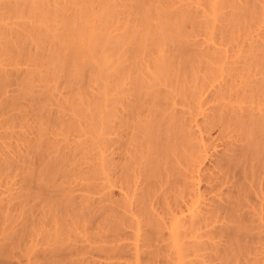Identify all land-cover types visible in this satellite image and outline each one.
Returning a JSON list of instances; mask_svg holds the SVG:
<instances>
[{
  "label": "rangeland",
  "instance_id": "obj_1",
  "mask_svg": "<svg viewBox=\"0 0 264 264\" xmlns=\"http://www.w3.org/2000/svg\"><path fill=\"white\" fill-rule=\"evenodd\" d=\"M205 1H208L206 6H205ZM205 1H203V0H92V1H90V0H84V1L83 0H0V44H1L0 45V76H2L1 78H4L3 75H5L6 79L5 78L4 79L9 82V83L6 82L7 83V85H6L7 89H5V90H6L7 94L5 97H7V100H6L7 103L10 102V105H11V101H12V104H13V105H11L12 107H9L10 111H8V113L11 112V114L10 113H9V115L7 114V118L11 119V120L10 119L8 120L10 122V123H8L9 137L14 136V137L9 138L11 141L8 140L9 141V147L12 146L11 148H9V155L11 154L10 156L13 159H11L10 156L8 159H9V163H11V164L16 161L15 162L16 166H15V164H12V165L9 164L11 167H14V169L12 171L14 172V174L16 173L15 175H17L20 172V169H22V171L20 172L22 174L19 173L20 175L18 174L15 177H12V176H14L13 172L10 173V171H9V173H7L8 175H6V176H9V174L11 175L10 177H8L9 179L4 174L6 171L8 172V170H6L4 172L2 171L4 176H2V174H1L2 172L0 173V175L2 176V177L0 176L1 177L0 178V180H1L0 181V186H1L0 187V193H2V195H4L5 191L13 188L12 184L13 185L15 184L14 189H17L19 187L20 182H18V181H20L19 179H22L23 177H25L27 175V170H25V169L32 160H33L32 161L33 163L35 161L38 162V163L36 162V166H37V164L42 166L44 164V162L46 164V160L50 157L51 154H52L51 158H49L47 161L59 159V158H61V157H59V155L61 156V155L66 154L64 156V157H66L65 158L66 160H64V161H67V163L64 162V164L66 166H68L67 164L70 163V160L68 161V159H70V157L72 156L71 153H73L75 155V157H74L75 160L72 159V157L74 156L73 155L71 157V163L69 165L72 166V169H74L72 173L74 175H76V177L74 176L75 177L73 179L74 183H72V185L75 184L76 180L77 181L80 180V183L76 181L77 185L79 184V186L76 188L78 193H77V191L73 193V195L75 197L78 196V198H76V200L81 201V199H82V201L84 203L85 198H88V199L90 198L88 202L90 203V200L92 199V200H94L95 205H97L98 204L97 200L99 202H101V199L104 198V196H106L105 199H107V200L103 201V199H102V201L104 203L101 202V204L106 203L105 205L109 206V208H106L104 205H102L106 208V211H105V208H102V206H100V207L98 206L99 208L97 210L96 209L95 210L100 211V208H102L105 213L106 212L108 213L109 211H107V209H110V208L112 210L115 209V207H114L115 205L114 206L111 205V204L115 203L117 205L116 209L114 211H112L111 214L113 216L115 215V217H116L117 214L119 215L120 213H122V215H124L128 219V221H129V222H127L128 229L126 230L125 226H123L124 228H122V226H121V230L123 229L127 234L130 233V234H128L129 238L131 237L130 235H132L131 239L134 240L133 236L135 234H137V222L140 220V219H138L139 217L142 216V218H143V215L145 216V214H146V216H145L146 218H143V219L146 220L147 218H149V220L147 219L149 221V222H146L147 224L150 223V219L152 220V218L150 217L151 215L149 216V214H152L153 217L154 216L157 218L159 217L160 219L162 217L163 220L165 218H167L168 215L170 214V212L167 211V212H169L166 215L167 217H165V215L164 216L161 215L160 214L161 212L159 213V210H160L159 208H161V207H158L157 204L159 203L160 197L167 196L168 199L165 200V198H164L165 201L163 200L164 202H162V203H164V205L167 207L170 206V203H171V207H172L173 203H174V205H176L175 202L177 203V201H179V199L177 201H175L177 199L176 196L179 198V195L180 196L183 195V194H179L178 191L175 192L173 190L175 188H176V190H178L177 187L168 190V192L166 193L165 196H163L164 193L161 192L162 190H158L162 194H160V192L157 191L159 193L160 197L158 195H155L153 201L155 200V198H157L158 202H157V199H156V201H154V202H157V204L154 202H150L151 204L152 203H154V204H152L153 205L152 209H150L151 211L149 212V210H147L148 208L145 209V207L144 208L141 207V205H143L144 203L140 204L141 202H138V200L135 198V197H137V198L141 197V194L143 193V189H141L142 183L139 184V182H142V181L139 180V182H136V183H135V181H132V184H134L135 187H137V186L139 187L137 189V188H134L133 185H131L135 189V191L139 190V191H137V193L134 192V189L132 190L133 194L134 193L137 194V196L133 197L134 199L130 196L133 194L130 193L129 191H127L131 186L130 187H129V185L124 186V190H121L119 183H117L115 181L117 176L121 175V174L119 175V173L121 171H116V172H119L117 174H114V172L116 169L120 170V168H118L117 166L121 165L123 163L122 161L125 160L127 154L129 153L128 147L130 146L131 143H129V146L127 147L126 145H128L127 144L128 141L129 142L133 141L132 142V144H133L135 141L132 139L133 137H131V136H134L132 134L135 133V135H137L136 132H138V133L142 132V130L139 132V131H136V129H134V127H135L134 125L136 124L135 120H137L136 126L138 125L139 128H140V125H141V128H143V126H142L143 122L141 123L140 121L144 120V123L146 121L147 126L149 125V122L151 123V122L155 121L156 118L151 119V118H154L155 116L150 117V115H147L148 110L150 111V109H151V111L152 110H153V112L155 111L153 108V106H154L153 102H155L154 107L160 106V108L159 107L155 108L157 110L160 109L158 112H156V113H158L157 115H161L163 113V115L170 116L169 114H171V112H172V115L177 114V116L181 120L178 117L175 118L176 116L173 115L174 116L173 117L171 115L172 118L177 119L176 122H174V124L177 123V125L180 124V126H182L181 123H183V125L186 128L187 127L189 128V129H187L189 131H186V128L182 127V128H185V129H183L184 131H179L180 130V128H179L180 126H179L178 127L179 130L176 129L179 136L181 135L180 133H182L183 136L186 133L188 136V133H189L190 134L189 136H191V133H193V135H194L195 134L194 132H197L198 135H197V133L195 135H197V137H198L199 132H198V128L196 127V122L194 119L196 118L199 121V124H203L204 117L202 115H200V116L198 115L199 118H197L198 116L193 117L194 114L197 115L196 113H194L195 110H193V113H191L192 109L196 108V106H197L196 102L198 100H201V99H198L196 102H194L196 100V98L199 97L198 94L201 93L200 96H202V100H204L207 97V95H209V94L211 95V96L209 95L210 96V102L208 101V103H211V104L207 105L208 104L207 103L206 105L208 107L205 106L207 108L206 113L210 114V115H212V114L216 115L215 112L218 114L221 113V110H222L221 108L225 105H227V107L225 108L226 110L225 109H224V111L222 110V113L225 111H228L227 109H230V107L232 106L233 100L235 98H237V96L234 95L235 97H233L231 95L234 92L240 93L243 90L244 91L247 90L245 94H249L250 98H251V96L253 95V94L252 95L250 94L251 89L257 90L258 88L261 87L260 89H263V91H264V84H262V82L261 83L259 82L261 80L262 81L264 80V60H263L264 59V11H263L264 0H259V1L255 0L256 3H254L255 4L254 6H256V7H254L252 5L253 3L251 4L254 7V8L252 7V9L254 11L251 9V7H250L251 5L249 4L250 5L248 8L249 11L242 12V13L246 14L245 16L237 15V13H240V11L239 12L232 11L233 6H232V8H230V7L227 8V5L228 6H229V4L233 5L231 1H228L229 4H225V6L223 3L222 8L226 7V9L225 8L221 9V7H219L220 12L219 11H211L210 7L208 6V5H210L209 0H205ZM248 1H250L249 3H251V1L253 2L254 0H248ZM85 2H88V4L89 3L92 4V2H93V4L92 5L91 4H89V5L84 4ZM211 2H214V1L211 0ZM244 2H245V0H244ZM242 3L240 2V4H242ZM145 5H146V7L148 6L149 10H151L150 15H151V19H152V21H151L152 22V26H151L152 27V33H151L150 37L148 38L147 42L145 43L143 55H141L140 57L134 58L132 56V54L134 53V51H136L138 44H137V42H135V40L133 38H130V37H133V33L135 31H136L135 33H137V32H140L139 30L142 29V27H141L142 13H140V10L142 11V6H145ZM88 7L93 12H90ZM138 7H139V9H138ZM150 7H151V9H150ZM250 9H251V11H250ZM109 10H111V11H109ZM206 10H208V11H206ZM209 11L211 14L209 13ZM93 13H95V14H93ZM92 15H95V16H92ZM181 16L182 17L184 16V17L182 18ZM190 16H193L192 17L193 19L189 18ZM92 17H94V18H92ZM178 18L180 20H178ZM181 19H183V20H181ZM182 21L184 22V24L182 23ZM69 22H70V25H68ZM177 23H179V24H177ZM175 24L177 25L176 27H178V29H179V26L180 25L182 26V24H183V26L182 27L180 26V27H181L182 31L184 32V33L182 32V34H185L186 37H184L182 35H178V33H179L178 29L176 30L177 32L174 29L171 31L172 27L174 28ZM68 26H71L70 28H72V30L73 29H81L82 27L84 30L85 29L89 30L92 27L91 29H93V30L90 29L91 32H90V30L88 31V36H89V34L92 35L93 33H96L95 35H99V33L101 34V31H100L101 29L105 30L104 32H102V34L105 33V35L107 36V43L104 42L105 46L103 44L101 49H99V53L96 57L89 55L90 58H87V59L84 58V60L81 62L82 64L79 63L82 65V67H79L81 65L76 66L77 64L75 65V63H72V61H69L66 58L68 53H69L68 48H70V46H67L66 38L69 36L68 34H70L72 31V30L70 31V28ZM99 28H100V30H99ZM206 28H207V30H206ZM232 29L234 30L232 32V35L235 32L233 36L229 35L230 32L232 31ZM66 30L69 31L70 33L67 32ZM95 30H96V32H95ZM226 30H228L229 32H226ZM85 31H87V30H85ZM225 33H229V34H225ZM66 35H68V36H66ZM87 37L84 38V40L87 43L85 41H83V42L81 41L80 45L83 48L89 49L88 47L91 45L89 43L91 39L88 40ZM127 39H129V40L127 41ZM181 41L185 42L184 44H185V47L187 46L185 48V49H187V52H185L186 50H184V48H183L184 46L182 45ZM180 42H181V44H180ZM7 43L9 44L8 50H9V52L11 51V53L13 51V53H12L13 55L11 53L9 54V52H8L9 55L7 54L6 56H3L1 50L4 48L5 45L6 46L8 45ZM116 43H118V45H116ZM88 44H89V46H88ZM181 45L183 47H181ZM118 46L120 47V49H118ZM178 48H179V50L182 49L180 51L184 50V52H185L184 55L183 54L179 55L181 52L178 51ZM22 49H23V51H22ZM15 51H17L15 55L17 56V54H18L19 56L14 57ZM130 52H132V53L130 54ZM23 53H24V55H23ZM216 53H218V55ZM185 54L188 55L189 59L187 58V56H186L187 59L185 58ZM181 56L184 57V60L186 59L189 61L188 64H191L190 63V59H191L194 62V63L192 62L193 66H192V64H191V67L187 65L190 70H188L187 69L188 67H187L184 70V72H186V74H184V75H183V72L181 73V71H180L181 68H179L178 71H180V74H178V75L182 74L183 76H181V77L179 76V77L180 78L183 77V78L182 79L179 78L178 80H175L176 82L174 83V85H172L173 87L168 83L170 85V87H172V88H169V85L166 84V82H165V84L161 83L164 80L161 81V79H162L161 77L159 79V75H158L159 69L157 70V68L158 67L160 68L161 67L160 65H162L163 62L165 63L167 61L169 64H171L170 66H167V67L173 66L172 68H168V71H169V69L173 70L170 72L171 73L176 72V76H177L178 72L176 71V69H178V66H176V65L178 64V62H177V64L175 63V61H176L175 57H176V59H178V57L181 58ZM18 57H20V58H18ZM87 57H88V55H87ZM97 57H98L99 61H98ZM20 59H21V61H18ZM34 59H35V61H34ZM101 59H102V61H100ZM170 59L171 60L174 59L175 65H173L174 63L171 62ZM182 59L183 58H181V60ZM259 59H262V61H263L262 64L260 62H257V61H259ZM181 60H180V62H181ZM183 62H185V61H183ZM183 62H181V63H183ZM256 62L258 64L260 63L262 66L260 64L258 66L255 65V64H257ZM168 63H165V65L163 64L164 67L166 66V64L168 65ZM183 64L180 65V63H179V66L184 67L185 64L184 65ZM163 65H162V68H163ZM217 66H219V67H217ZM175 67H177V68H175ZM192 67H194V68H192ZM205 67H206V69H205ZM209 67L211 69L212 68L213 69L211 70V69H209ZM182 71H183V68H182ZM3 72L5 74H3ZM215 73H217V74H215ZM156 74H157V76H156ZM173 74H171V75H173ZM214 75H216V76H214ZM202 78H203V82H202ZM25 85H26V88L23 87ZM28 85L31 87H29ZM257 86H258V88L256 89ZM202 87H204V88L206 87L205 88L206 91ZM228 87H229V90L227 89ZM23 88L26 90H23ZM219 88L222 91L224 90V92L221 91V93H219L220 92ZM230 88L232 90H234V92H232V90H231L232 93L229 92V93H227V95L228 94L231 95L234 99L231 98V96H229L230 97L229 98V97H227L226 94H224V96H226V99H225L224 96L222 95V93L230 91ZM199 89L201 91L204 89L205 93L207 94V95L205 94L206 97L203 96L204 93L202 94V92H200ZM207 89H209L210 91L208 92ZM28 90H31V91L29 92ZM217 90H218V93H217ZM160 91L162 94L164 92L165 93L168 92V95H167L168 97H169L170 93L172 94V96H171L172 100H170V99H169L170 101L167 100L171 104L170 106L168 105L169 104L168 102H166L163 98H161V99H163L164 103H166V104L168 103L167 105L163 104L166 107L168 106V108L170 109V110H168V114L166 112L167 108L165 107L166 109H164L161 106L162 105L161 103H163L161 101V99L159 101L158 98L156 97L157 99L153 100V98L155 99V96H153V95H155L156 93L159 94ZM211 91H213V93H211ZM249 91H250V93H248ZM25 92L28 93L29 95L28 94L26 95ZM237 93H235V94L238 95ZM19 94L22 95V96H20V98H19ZM218 94L221 95V97L220 96L219 97L223 98V100L218 99L219 98V97H217ZM240 94L242 95V93H240ZM241 95H239V97L241 98V100H240V98H239V100L244 101V103L243 102H242L243 104L236 103L238 105L234 104V107L236 106V108L239 109V107H237V106H240V104H241L242 108L243 107L248 108L250 105L251 106L254 105L253 107L256 110H259L260 108H263L262 110H264V105H261L262 103H264V99H262L264 96L263 92H262L263 96L261 97L263 102L260 99V101H261L260 104L256 103L259 101L256 98H255V100L248 98L249 101L251 100L249 102L248 99H246L247 97L245 98L246 99L245 100V99H242V97L244 95L242 97H241ZM249 95H246V96L249 97ZM156 96H158V95H156ZM212 96H214V97H212ZM159 97H161V96H159ZM211 97H212V99H211ZM216 97L219 101H216L217 100ZM2 98H3V96H2ZM14 99H17L19 101L15 100V104H14V101H13ZM137 99H138V102H141V101H139L141 99L142 100L145 99L144 100L145 101V109H144V105L142 107L143 111L141 110L142 108L140 106H137V107L141 108V109L138 108V110L141 112L139 113L137 111L136 115L139 114L138 116L142 120L138 119L139 117H135L136 115L134 114V117L136 119L134 118V121H133V118L131 119V117L133 115H131V114L135 113V111H136L135 109L137 107H134V106L136 105L135 103L137 102L136 101ZM2 100L0 98L1 102H2ZM35 100H37V101H35ZM152 100H153V102H152ZM252 100L255 101V103L257 104V106H258L257 108H255L256 104L252 105ZM144 101H142L141 103H144ZM156 101H157V103L159 101V103L161 105H159V103L157 104ZM215 101H216V103H215ZM246 101H247V103H246ZM1 102H0V104H2ZM39 102H41V103H39ZM42 102H43V104H42ZM213 102H214V104H213ZM37 105L42 106V107L40 106L42 109L41 112L43 111L42 113L38 110L40 107L37 109ZM213 105H216L218 107L219 111L216 110L217 107H215ZM259 105H261V107ZM219 106H221V107H219ZM133 107L135 109H132ZM211 107L215 108V109L213 108L214 112L211 111V109H212ZM234 107L233 108L231 107V108L234 109ZM9 108H8V110H9ZM34 108H35V110H34ZM36 109L39 111V113H38V111H36ZM248 109H250V108H248ZM230 110L228 112L233 111V110L232 111H230ZM34 111H36V112H34ZM236 111H238V110L236 109ZM260 111H261V109H260ZM153 112H151V113H153ZM156 113L154 112L153 114L155 115ZM258 113L260 114V112H258ZM258 113H257V116H259ZM33 114H34V116H33ZM40 114H42V116L44 115L43 117H46V120H45V118H43L44 120H42V118H41L42 116ZM248 114L250 115V112ZM248 114L246 111V114H245L246 117ZM254 114L256 116V112H254ZM157 115H156V117H157ZM232 115H234V114H232ZM249 115H248V117H249ZM38 116H40V117H38ZM13 117L15 118V120ZM129 117L131 120H129ZM145 117L146 118L148 117V118L146 119ZM39 118H41V119H39ZM50 118H51L52 123H54L53 122L54 119H55V121L57 119V121L55 123L59 124L58 121L62 120V122H60V124L61 123L63 124L64 122H65L64 123L65 125L67 124L64 127L61 125V127H63L62 130L63 129L66 130L65 132H63L64 134L62 132H60V125L58 126V124L56 125L54 123L57 127L53 126V128L56 127L55 129H57L58 133L56 132L55 129L51 128L52 126L49 128L50 125H53V124H50V125L48 124L49 120H47V119H50ZM178 119L180 120V123H178ZM248 119H250V118H248ZM254 119H256V118H254ZM186 120H187V122H186ZM188 120H189V122H188ZM38 121L40 124H38ZM46 121H48V122L45 123ZM138 122H140L141 124L139 125ZM44 123H45V126L47 124L46 127L48 129L44 126ZM122 123H124L123 124L124 126L122 125L124 128L121 129L119 127H121ZM127 123H129V128H127L128 126L127 127L125 126ZM36 125H37V127H36ZM39 125L40 126L43 125L40 129L42 130L43 133L46 134L45 135L46 139L43 136L44 134L39 133V132H41V130H38L40 127ZM68 125L70 127H72V128H70V130L66 129V128H69V127H67ZM177 125L175 124L174 126L176 127ZM114 126H115V128H114ZM117 127L119 128V130H117L118 129ZM144 128H146V127L144 126ZM233 128L234 127H230L229 130H233ZM49 129H52V130L49 131ZM112 129L116 130V132L113 131ZM195 129H197V131H195ZM37 130L39 132H37ZM132 130H135L136 132H134ZM117 131H119V133ZM122 131H124V132H122ZM185 131H186V133H185ZM190 131H192V132L190 133ZM238 131H240V130H238ZM1 132H2V130H0V133ZM55 132L57 134L61 133V135H55ZM219 132L221 133L224 131H221L218 128H214V130H212L210 132L212 139L214 138V140H215V138H217L218 135L220 136ZM226 132H230V131H226ZM233 132H235V131H233ZM36 133H37V135L39 133L41 136H43V137H40V139L38 137V139L40 140V141L39 140L38 141L41 142V144L43 142L44 144L46 143V145H47L49 142L48 148L53 147L51 149V151L49 150L50 148L46 152H45V150H43L44 148L47 147L46 145L42 144V146H44L43 149H42V146H39L41 144H38V141L36 139L37 138ZM112 133H117L116 135H118V136L114 137L115 134H112ZM143 133H144V131H143ZM145 133H146V131H145ZM236 133H237V131H236ZM236 133H234V134H236ZM243 133L244 132L242 131V134ZM234 134L232 133L231 135H234ZM21 135H23V136H21ZM112 135H114V136H112ZM144 135L145 134H143V136ZM143 136H141V137H143ZM117 137H118L119 141H118ZM120 137H121V139H120ZM238 137H239V135H237L236 138L234 137L233 140L241 138V137L240 138H238ZM42 138H43V140L41 141ZM115 138L117 139V141H114ZM194 138H196V137H194ZM205 138H206V136H205ZM208 138L209 137H207L206 140L214 141V140L208 139ZM47 139H49L50 141ZM107 139L108 140L113 139L112 141L110 140L112 142L111 143L112 145L114 144V142H115V144H118V142H119V144L122 143L121 145L118 144L119 147L126 144L125 145L126 147L123 146L124 148L123 147L121 148L122 149L121 151L125 155V157L123 156V158H121V156L123 154L120 155V158H119V156L116 157L117 156L116 153H118L120 148L118 147L119 149L116 150L117 152H115V155H116L115 156L113 151H112V150H115V147H112V145L110 146V145L106 144L105 141H107ZM126 139L128 140L127 142H126ZM191 139H192V137H191ZM244 139H245V137H244ZM52 140H53V142H52ZM54 140L57 141L58 143L56 144L54 142ZM138 140H139V138H138ZM192 140H194V139H192ZM196 140H197L196 142L199 141V139H196ZM46 141H48V142H46ZM110 141H107V143L108 142L110 143ZM211 141H209V142L211 143ZM217 141H216V145H220L219 140H217ZM229 141H231V140H229ZM242 141L238 140V144L240 142L243 143ZM0 142H1V140H0ZM82 142H83V145H82ZM84 142H85V144L88 142L89 143L85 145ZM92 142L95 143V145ZM196 142L195 141L191 142V140L189 138L190 146H193V147H191V149L192 150L194 149L195 151L193 152L190 149V147H189V149L191 151H188V149H185V147H183V149H182L183 152H184V149L186 151L184 155L187 154V151L193 152V153L197 152L196 150H197L198 145L196 144ZM10 143H12V144H10ZM80 143H81V145H80ZM139 143H140V140H139ZM194 143L196 144V146L192 145ZM241 143L239 144L240 146L242 145ZM245 143H246V141L244 142V144ZM91 144H93V145H91ZM238 144H236V146ZM50 145H52V146H50ZM139 145H141V144H138L137 150L141 151L140 149L142 147L140 148ZM113 146H116V145H113ZM134 146L137 147L135 144H134ZM55 147H57V149ZM109 147L113 148L112 150L109 149L112 151L110 153H112L113 155L110 153H107V156L103 157L104 155H102V154L104 153L105 150H106V152L107 151L109 152V150L107 149ZM131 147H133V146H130V148ZM135 147H133L132 149H136ZM27 148H30V149H27ZM84 148H85V150H84ZM10 149H11V151H10ZM63 149L65 151H63ZM87 149L89 150V152L87 151ZM123 149H126L127 152H124ZM132 149H130V150L132 151V153L134 155V152L135 151L137 152V150L134 151ZM57 150H58V152H57ZM182 150L180 149V151H182ZM49 151H50V153L48 154L47 152H49ZM86 151L88 154L86 153ZM214 151L215 152L217 151L219 155H222V153L225 152L222 147L216 148ZM214 151H211V152L215 153ZM106 152H105V154H106ZM46 153L49 156L46 155ZM132 153H130V154L132 155ZM178 153H179V151H178ZM178 153H177V157L175 156L177 161L179 160L178 158L182 155L180 153L181 155L179 156ZM27 154H29V156L30 155L32 156V157H30L31 159L29 158L31 160L30 162H27V161H29V159H27V161L25 162V159L28 158V157H26V156H28ZM69 154H71V155H70V157L67 158V156ZM130 154H128V155L131 156ZM196 154H198V153H195V155ZM15 155H17V156H15ZM137 155H138V153H137ZM189 155L190 154H188V156ZM191 155H192V153H191ZM191 155H190V157H191ZM195 155H193V156H195ZM18 156H20V157H18ZM43 156L44 157L46 156L48 158L46 159V157H45L44 158L45 161L43 163H39V162L43 161V160L40 161V158L42 159ZM108 156H110V159H108ZM112 156H115V158ZM84 157H86V159H84ZM101 157L104 158L103 161H106L105 163L101 160ZM106 157H107V159H106ZM195 157H197V156H195ZM32 158H34V159H32ZM175 158H174V160H175ZM0 159H1V155H0ZM81 159H83L85 161H82ZM87 159H88V161H86ZM151 159H154L153 156ZM212 159H214V158H212ZM218 159L219 158L216 156L214 160H218ZM107 161H111L112 163L111 162L108 163ZM177 161L175 160V162H177ZM143 162L144 161L142 160V163ZM148 162H147V164H148ZM102 163L103 164L108 163V164H106V166H104ZM110 163L113 164L114 166L116 163V166L114 167ZM145 164H146V161H145ZM145 164L143 163L141 165L144 166ZM65 165H64V167H65ZM141 165H139V166L142 167ZM10 166H9V168H11ZM38 166H37V168H39ZM70 166H68V169L72 171ZM139 166H136L135 169H136V171L138 170L140 172V170L143 168H140ZM145 166H147V165H145ZM176 166H178V165H176ZM17 167H20V169H17ZM255 167H257V166H255ZM89 168H91V169H89ZM114 168H115V170H113ZM203 168H204L203 171L205 170L206 171L205 174H207V175H209L210 172H213V164H211L210 161L208 162V160L205 161V165H203ZM65 169H66V167H65ZM82 169L84 171H86L85 173H88V170L91 171V172H89V177L93 176L91 180L89 179L87 181V179H88L87 177H85V179L87 178L86 180L84 179V177H82V175H83V174L81 175ZM14 170H17V171L15 172ZM207 170H208V172H207ZM262 170L264 171V168ZM136 171H135V173L138 174L139 172L137 173ZM188 172L189 171H186V173L189 175L190 173H188ZM111 173H112V175H116L115 176L116 178H114L111 175ZM136 174H135V176H136ZM109 175H111V177ZM19 176H22V177L18 178ZM83 176H85V175H83ZM137 177H140L141 180H143V178L141 176H137ZM5 179H6V182H8L10 185L9 184L6 185ZM138 179H137V181H138ZM84 180H85V182H88V183L86 184L84 182ZM189 181H191V180H189ZM112 182L116 183L118 186L117 187H111ZM83 183H85V184H83ZM95 183H97V184H95ZM103 183H105V185ZM16 184H17V187H16ZM80 184H83L84 186L80 185ZM88 184L89 185L92 184L93 188L98 187L99 190L97 191V188H94V190L95 189L96 190L93 191V188L91 187V185H90V187L92 189L91 188L89 189ZM102 184L104 186H100ZM85 185L88 186L89 190L85 191ZM97 185H99L100 187ZM139 185H141V186H139ZM74 186L76 187V184ZM74 186H72V187H74ZM80 186L84 187V189ZM105 186L106 187L108 186L106 189L108 191L107 193L111 192V196L113 199V200H111V198H110L111 204H109V202H107L109 200L108 196H110V195L109 194L106 195L105 190L100 191V188L102 187L104 189ZM79 187L81 188V190L83 189V191L88 193V195L87 194L85 195L86 197L85 196L82 197V195H84L85 192L79 191L80 190ZM132 187H131V189H132ZM143 187L144 186H142V188ZM165 188H167V186L164 187L163 189L165 190ZM125 189H126V191H125ZM190 189L192 190L193 187H191ZM194 189H196V188L194 187ZM49 191H51V189ZM92 191H93V193H95L97 191L98 195H94L93 193H90ZM104 191H105V193H104ZM99 192H100V195H99ZM101 192H103V195H104V196L102 195L103 196L102 198H101ZM173 192H175V194L178 193L179 195L176 194V196H175V194ZM193 192H195V190H193ZM139 193H140V195H139ZM8 194L9 193H7V192L4 196H2L0 194V198H1V196L4 198ZM80 195H81V199H80ZM127 195H129L130 198H132L130 203L128 202V200H126ZM184 196H185V194H184ZM189 197H190V199H192L191 196H189ZM189 197H187V199ZM208 197L209 196H207V198ZM210 197H212V195H210ZM99 198H101V199L99 200ZM181 198H182V196H181ZM162 199L163 198H161L160 200L162 201ZM76 200L74 199L75 202H76ZM167 200L170 201V202H168L169 203L168 205H167ZM112 201H115V202L113 203ZM181 201H183V199ZM188 201H189V199H188ZM71 202H73V201H71ZM148 202H149V200H148ZM165 202H166V204H165ZM93 203L90 205L93 206L94 205ZM128 203L130 204L131 209H130ZM145 203H147V202H145ZM162 203H159V204H161V206H162ZM180 203H182V202H180ZM70 204H73L75 206L72 208L83 207L82 203H78V202H77V204L74 202L70 203ZM133 204H135L137 206L140 205L141 208H138ZM149 204L147 203L146 205H149ZM98 205H100V204H98ZM154 205H155V207H154ZM147 207H149V206H147ZM156 207L158 208V213H159L158 215H160L161 217L157 216V214H156L157 212L153 214V210L155 212ZM163 207L164 206H162V208ZM174 207H176V206H173V209H174ZM181 207L183 209L186 208L184 204ZM165 208H163V210ZM177 208H180V207L177 206ZM93 209L91 208V210H93ZM119 209H120V211H119ZM173 209H172V211H174L176 213L177 210L176 209L173 210ZM80 210H82V208L81 209L79 208L78 212ZM133 210H136V211H133ZM167 210H170V209L167 208ZM71 211L73 213L74 212L78 213V212H76L77 210L75 211V209H74V211L73 210H71ZM96 211L93 210L92 212H94V213H92V214H95L96 218H97V216L99 217V213H96ZM103 211L101 212L102 214H103ZM145 211H146V213H145ZM88 212H90V211H87V213ZM134 212H138V213H134ZM174 212L173 213L171 212V214H170L171 216H169L170 218L172 217L173 214H175ZM101 213H100V216H102ZM105 213L103 215L106 218H103V220L107 219V217L109 216V215L106 216L107 213L106 214ZM163 213L165 214L166 210H164V212H162V214ZM138 214H142V215L139 216ZM155 217L153 219H155V221L160 222V224H161L162 220H159V218L156 220ZM163 217H165V218H163ZM69 218L71 219V217H69ZM112 218L116 219V218L111 216L110 217L111 221L110 220H108V221L106 220V221L108 223L110 222L111 224H113ZM66 219H68V218H66ZM70 219L68 221H70ZM101 219H102V217L98 218V220H100L99 221L100 223L103 221ZM168 220L166 219V222ZM170 220L168 221L169 223L171 222ZM99 222L95 223V225H93V226H90V227L87 226L86 228H83L82 225H81V227H80V225H77V227L79 226L78 229L79 228L81 229L80 231L78 230V233H76L77 230H75L77 227L74 229L71 228L72 231H74V233L76 235V236H74V233L72 232L73 233V235H71L72 239H74V237H77V234H78L79 238H80V235H81V237H83L84 234L86 236H88L89 233H90V236L92 235L93 238H95L94 236H96L95 233L100 232L101 234H104L102 232L103 231L105 232V230L108 229L106 227L107 223H104L106 228L102 227V230H101V226H100ZM143 222L145 223L144 220H143ZM144 223H143V228L140 231L141 235H144V232L146 233V231H150V229H151V227L148 226L150 224H148L147 226H144L146 224V223L145 224ZM104 224H103V226H104ZM114 224H115V222H114ZM162 224H163V221H162ZM8 225H10V221H8L6 226H8ZM109 226H111V225L109 224ZM141 226L142 225L140 224V227ZM11 227L12 228L15 227V224L12 225ZM162 227H163L162 228L163 230L165 229V231H164L165 233L163 232V230L160 227V229L158 231L159 234H157V237L160 234H162L163 237L159 236L160 240L165 239L168 241L167 242L164 241L165 242L164 243V242H162L163 241L162 240L161 241L162 245H163V243L166 244L165 246H162V245H160L161 242H159L157 239L159 244L156 243V244H158V246H157L158 248L155 247L156 248L155 250H157L161 247L162 248L166 247L167 251H168L167 255H169V254L171 255V253H172V255H171L172 257H170V258L172 259L173 262L171 261V259H168V258H167L168 260H166L167 255L166 254L162 255V252L160 255H162L163 257H165V256L166 257L162 258L159 255L162 259L161 258L159 259L158 257H157V259L159 261L161 260L160 264H177L176 263L177 259L174 260L175 257L177 258V255L175 253L176 251H174V250H176V248L175 249L172 248V246H173L172 239H170L169 235H167V233H170V231L168 229V231L166 232L167 229L164 226H162ZM145 228L146 229L149 228V230H146ZM19 229H20L19 227L16 228V230H19ZM103 229H105V230H103ZM143 229H144V231H143ZM36 230H37V228H36ZM80 232L84 233V234H81ZM37 233L38 232H36V234ZM122 234H124V233H122ZM127 234H126V236H127ZM38 235H35V237H37ZM104 235H111V234L105 233ZM90 236L87 237L88 240L91 239ZM263 236H264V234L260 233V237H263ZM43 238L44 237H41V234L38 236V240L43 239ZM85 238L84 237L81 238L82 241H86ZM189 238H191L190 235H189ZM189 238L185 237L182 240L183 242H186V246L189 243L191 245L192 244L191 242H193V241L195 242V238H194V240H186ZM76 239L79 241L81 240L78 238H76ZM138 239L140 241L143 240L142 238H141L142 239L141 240L140 237ZM260 239H257V241L255 240L254 242H250L252 245H256L255 242L257 243V245H256L257 251H261L260 247H261L262 243L258 244L259 243L258 241H260ZM263 239H264V237L262 238V240L260 242H263ZM36 240H37V238H36ZM36 240H35V242H36ZM75 240L74 241L71 240V242L73 241V242L77 243V240L76 241ZM133 240H130V241L128 240V242H127L128 246L129 245L134 246V243L137 241L134 240L135 242H133ZM204 240L206 241V239H203V241ZM210 240L208 238V241H207L208 245L206 246L207 247V253L204 250V253L202 251L203 254H200L201 256L199 255V252H198V254L196 253L198 255V256H196V254H194V251L190 250V245H189L188 246L189 248L186 249V253L183 252V262H184L183 264H191V262H192V264H194V263L202 264L201 261H203V260H201L200 257H203L204 261H206V262L208 261V259L212 261V262L209 261L210 263L205 262V264H222L221 263V262H223V261H221L222 257L219 260L218 258H220V257L218 256V254H216V252L218 251V253H220V255H222L221 251L223 248H225L224 242H226V241H223V244H222L221 243L222 241L220 242L218 240L222 244L221 249H219L221 251L219 252V250L216 251V249H213V247L216 248L219 246L217 243L218 241L214 240L215 243L213 244V243H210ZM42 241L39 242L40 244L37 243L40 245V249L38 247V250H41V244L44 245L47 242V239H46L44 244H43L44 241L43 242ZM82 241H81V243H82ZM140 241L137 242V244L142 246L143 241L141 243H140ZM211 241H213V240H211ZM68 242L71 243L69 239H68ZM201 242H202V240H201ZM28 243H29L28 246H30V244H31L30 241ZM250 243H247V245L249 244L248 245L249 247H250ZM211 244L214 245V246L212 245L213 247H211L212 251L209 250ZM215 244H217L218 246H215ZM221 244H220V246H221ZM263 244H264V242H263ZM32 245L33 244H31V246ZM80 245H82V244H80ZM88 245H89V243H88ZM252 245H251L252 248L251 247L250 248L252 250L253 249L256 250V247L252 246ZM46 246H47V243L44 247L47 248ZM133 246H129L130 250H132V251H131V254H127L126 258L128 257V255H130L129 257L132 256V258H134V260H135V257H133V255L135 254V253H133V250H134V249H132ZM167 246H171V249H169L170 247L168 248ZM220 246H219V248H220ZM26 247H27V244H26ZM135 247H133V248H135ZM153 247H150V248H152V251L154 250ZM228 247H229V244H228ZM231 247H233V246H231ZM253 247H255V248H253ZM262 247H263L262 249L264 251V246H262ZM166 248H164V249H166ZM258 248L260 250H258ZM145 249H146V247H145ZM193 249H194V247H193ZM251 249H250V251H251ZM19 250L18 249L15 250V253L19 254L20 253V252L18 253ZM143 250H144V248H143ZM146 250H148V249H146ZM149 250L151 251V249H149ZM247 250H249V249L247 248ZM247 250H245V251H247ZM255 250H254V252L251 251L253 253V254H251L252 257L250 256V251H249V254H246L248 251L246 253L244 251L243 252L244 254L241 253L242 256L241 255L237 256V258H236L237 260L235 258L231 259L232 261L229 260V262H230L229 264H247V263L254 264V262L257 261L256 260L257 258L258 259L261 258L262 260H264V258H262V256L264 255V252L262 251V255H260L261 252L258 253ZM164 251H166V250H164ZM183 251H185V248L183 249ZM229 251H231V249H229ZM128 252H130V251L128 250ZM211 252H215V253H211ZM15 253H14V255H16ZM173 253L175 254V256ZM255 253H258V254H256V258H254ZM205 254H208L212 258L210 259V257H208V255L206 256ZM245 254H246V256H245ZM97 255L98 254L94 255L95 257H92L93 259H90V261H92L91 263L96 262V261H97V263H99V261H100V263L105 262L104 260L102 261L103 258L100 260V257H101L100 255H98V256ZM141 255H143V254H141ZM146 255L144 254V256H142V258L143 257L144 258L140 259L141 261L139 260V262H142V264L143 263L145 264V262L147 264H151L152 262L153 263L157 262L159 264V261H157L156 257L153 258V259H156V261L152 260V262H150L151 257L149 255H148V257H145ZM202 255H204V256H202ZM216 255L218 256V258L216 257ZM257 255H259V257H257ZM86 257L88 258V256H86ZM129 257L125 260L126 261L128 260L130 262L132 260V262H134L133 259L132 258L129 259ZM97 258H99V259H97ZM148 258H150V259H148ZM253 258L255 261L253 260ZM146 259H148L149 262ZM234 259L236 261H234ZM12 260H14V261H12V262L9 261L10 264L11 263L12 264H18L17 259H12ZM142 260L145 262H143ZM169 261H170V263H169ZM204 261H203V263H204ZM125 262H123V263H125ZM225 262L228 264L227 261H225ZM261 262L262 261L260 260L259 264H261ZM23 264H27L26 260H24ZM135 264H136V261H135ZM223 264H225V263H223ZM255 264H258V262L257 263L255 262ZM262 264H263V262H262Z\"/></svg>",
  "mask_w": 264,
  "mask_h": 264
},
{
  "label": "bare ground",
  "instance_id": "obj_2",
  "mask_svg": "<svg viewBox=\"0 0 264 264\" xmlns=\"http://www.w3.org/2000/svg\"><path fill=\"white\" fill-rule=\"evenodd\" d=\"M90 1H92V0H90ZM203 1H205V0H203ZM212 1H214V2H211V0H209L210 5H208L210 7V10L211 11H219L220 12V10H219L220 8L219 7H221V9H223V8L226 9V7H223L222 8L223 3H224V6H225V4H229L228 1H231L233 5H230L229 4V6L227 5V8H229V7L232 8V6H233V10L232 11H237V12L240 11V13H237V15H240V16L241 15L242 16H245L246 14H244L242 12L249 11V9H248L249 6L252 3H253L252 5L254 6L255 5L254 3H256L255 0L253 2L251 1V3H249L250 1H248V0H245V2H244V0L243 1L242 0H237V1L236 0H233V1L232 0H212ZM88 2H85L84 4H88ZM207 2L208 1H205V6H206ZM240 2L241 3L243 2L244 4L243 3L240 4ZM89 4H91V3H89ZM92 4H93V2H92ZM252 5L250 6L251 9L253 7ZM254 7H256V6H254ZM147 8H148V6L146 7V5H145V6H142V11L140 10V13H142V20H141V27H142V29L139 30L140 32H137V33H135L136 32L135 31L133 33V37H130V38H133L135 40V42H137V44H138L136 51H134V53L132 54V56L134 58H137V57H140L141 55H143L145 43L147 42L148 38L150 37V35L152 33V27H151L152 26V22H151L152 19H151V15H150V11L151 10H149V8L148 9ZM88 9H89V7H88ZM138 9H139V7H138ZM150 9H151V7H150ZM251 9H250V11H251ZM109 11H111V10H109ZM206 11H208V10H206ZM263 11H264V9H263ZM90 12H93V11L90 10ZM209 13H210V11H209ZM93 14H95V13H93ZM92 16H95V15H92ZM192 17L193 16H190L189 18H192ZM92 18H94V17H92ZM178 20H180V19L178 18ZM181 20H183V19H181ZM182 23L184 24L183 21H182ZM177 24H179V23H177ZM183 24H182V26H183ZM68 25H70V22L68 23ZM176 26L177 25L175 24L174 28L173 27H172V29L170 28L171 31L173 29L176 31L178 29V27H176ZM180 26H179V29H178L179 30L178 35H182V36L186 37L185 34H182V32H183L182 29H181L182 26L181 27ZM68 27L70 28L71 26H68ZM71 30H72V28H70V31ZM85 30H87V31H85ZM85 30L83 29V27L81 29H73L71 31V33L66 30L67 32L70 33V34H68L69 36L66 35V36H68L67 37L68 39L66 38V40H67L66 41L67 46H70V48H68L69 49L68 50L69 53H68V55H67L66 58L69 61H72V63H75V65L77 64L76 66L81 65L82 64L81 62L84 60V58H86V59L87 58H90L89 55L96 57L98 55V53H99V49H101V47L103 46L104 42L107 43V36L105 35V33L102 34V32H104L105 30H103V29L100 30V28H99V30L101 31V34L99 33V35H95L96 33H93L92 35L89 34V36H88V31L89 30L88 29H85ZM91 30H93V29H91ZM91 30H90V32H91ZM206 30H207V28H206ZM233 31L234 30L232 29V31L230 32V34L229 33H225V34H229V35L233 36L234 33H235L234 32L233 35H232V32ZM95 32H96V30H95ZM226 32H229V31L226 30ZM86 37L88 38V40L91 39L90 42H89L91 45L89 46V44H88V46H89L88 48L89 49L83 48L80 45L81 41L82 42L85 41L84 38H86ZM128 40L129 39H127V41ZM181 42H180V44H181ZM184 43L185 42H182V45L184 47L182 45H181V47H183L184 50H186L185 52H187V49H185L187 46L185 47V44ZM116 45H118V43H116ZM8 46H9V44L7 46L5 45L4 48L1 50L3 56H6L8 54V52H9V50H8L9 47ZM104 46H105V44H104ZM119 46H118V49H120ZM180 50H182V49H180ZM180 50L178 48V51L181 52L179 55H182V54L184 55V53H185L184 50L183 51H180ZM22 51H23V49H22ZM16 52L17 51H15L14 55L16 54ZM10 53H11V51L9 52V54ZM12 53H13V51H12ZM24 53H23V55H24ZM131 53L132 52H130V54ZM216 54L218 55V53H216ZM87 55H88V57H87ZM17 56H19V55L17 54ZM17 56L15 55L14 57H17ZM186 56L188 58V55L187 54H185V58H186ZM179 57H178V59H176V57H175V60H176L175 63L177 64V62H178V64L176 65V66H178V69H176V71L178 72L177 73V76H176V72L175 73L173 72L174 74L170 72V71H173V70L169 69V71H168V68H172L173 66L167 67V66H170L171 65L167 61L165 62V63H168V65L166 64V66H165L167 69L164 67V65H165L164 62H163L164 65L162 64L163 65V68H162V65H160L161 66L160 67L161 69L159 67L157 68V70L159 69L158 70L159 73L157 72L158 75H159V79L161 77L162 78L161 81L164 80V81L161 82L162 84H165V82H166V84L169 83L171 86L174 85V83L176 82L175 80H178L181 76H183L184 74H186V72H184V70L188 66L191 67V64L193 66V63L194 62L191 59H190V63L191 64H188L189 61L186 60L187 58L184 60V57L181 56V58H183L182 59L183 61H185V62L187 61L185 63ZM18 58H20V57H18ZM97 59H98V57H97ZM172 60L170 59V61L174 63V59H172ZM180 60L185 65L183 63H181ZM18 61H21V59L18 60ZM34 61H35V59H34ZM98 61H99V59H98ZM100 61H102V59ZM257 62H260L262 64L263 61H262V59H259V61H257ZM79 63H81V64H79ZM175 63L173 65H175ZM179 63H180V65L183 64L184 67L183 66L182 67L179 66ZM259 64L257 63L255 65L258 66ZM79 67H82V65L79 66ZM210 67H209V69H211ZM217 67H219V66H217ZM175 68H177V67H175ZM179 68H181L180 71H181V73L183 72V75L182 74L181 75H178V74H180V71H178ZM182 68H183V71H182ZM192 68H194V67H192ZM187 69L190 70L189 67ZM205 69H206V67H205ZM3 74H5V73L3 72ZM171 74H173V75H171ZM215 74H217V73H215ZM156 76H157V74H156ZM214 76H216V75H214ZM1 77L2 76H0V78ZM3 77L6 79L5 75H3ZM4 78H1L0 79V98H1V100L4 98L2 100V102L0 101L2 103V104H0V106L2 105L0 107V117L2 118V119L0 118V130H2V132L0 133V140H1V142H0V155H1V159H0V173L2 171L4 172V171L8 170V172L6 171L4 173L5 176H6V175H8L7 173H9V171L11 173V172H13L12 170L14 169V167H11L9 165L11 163H9V159H8L9 156L11 155V154L9 155V148L12 147V146L9 147V141L8 140H10L9 139L10 137H14V136H10L9 137V133H8V129H9L8 123H10L8 120L10 118H7V114L8 115H9V113L11 114V112L8 113V111H10V108L9 107H12L11 105H13V104H12V101H11V105H10V102L7 103V101H6L7 100V97H5V96H6L7 92H6L5 89H7V87H6L7 83L6 82H8V81L5 80ZM182 78H180V79H182ZM202 82H203V78H202ZM259 82L260 83L262 82V84H264L263 83L264 80L263 81L261 80ZM26 85L23 86V87L26 88ZM170 85H169V88H172L173 86L170 87ZM29 87H31V86H29ZM202 88H204V87H202ZM257 88H258V86L256 87V89ZM260 88H258L259 90L258 89L257 90L251 89V93H250V91L248 92L251 95L253 94L251 96V98H250V95L249 94H245L247 90L246 91L243 90L242 92H240V93H242V95H241L240 93L234 92V90H232L231 88H230V91H228L229 90V87L227 88L228 89L227 90L228 92L222 93V95L224 96V94L227 95V93H229V92L230 93L234 92L231 95L233 97L237 96V98H235V99L231 95H229V94L227 95V97L231 96V98L234 99L233 102H232V106H231L232 108L234 107V104H236V103H238V104L239 103H241V104L244 103V101H240L241 98L239 97V95H241V97L244 95L242 97V99H245L247 97L246 99L249 98V99L255 100V98H256V99L259 100V101L257 100L258 102H256V103L257 104L258 103L260 104L261 101L263 102L262 99H264V96L262 95V92L264 94V91H263V89H260ZM204 89L202 91L199 89L200 92H202V94L204 93L203 96H205V94H206L205 93L206 89H205V91H204ZM23 90H26V89L23 88ZM207 90H208V92L210 91L209 89H207ZM231 90H232V92H231ZM28 91L30 92L31 90H28ZM219 91H220L219 93H221L222 90L220 89ZM222 92H224V90ZM164 93L162 94L161 91L159 93L160 95L158 93H156L155 95H153V96H155V99L153 98V100H156L158 98V100L160 101V99L163 98L166 102L169 103V101L172 100V97H171L172 94L170 93L169 94V97H168L167 96L168 95V92H166L167 94L166 93L164 94ZM211 93H213V91H211ZM217 93H218V90H217ZM235 93H237L238 95H236ZM27 94L28 93H26V95ZM200 94H198L200 98L199 97L196 98V100L194 102H196L198 99H201V100H198L196 102L197 103V106H196V108L192 109V112H191V113H193V110H195L194 113L197 114V115L194 114L193 117H197L198 115L199 116L202 115L204 117L203 124H199V121L196 118L194 119L195 122H196V127L198 128V132H199V136L198 137H197L198 133L197 132H194V131L193 132L195 134L197 133V135L194 134L195 135L194 136L193 133H191L192 131H190L191 136H189L190 135L189 133H188V136H187L186 131H189V130H187L189 128L188 127L186 128L183 125V123H181L182 126H180V124L177 125V123H175L177 126L176 127L174 126L175 125L174 122H176V120H177L175 118L178 117L177 114H175V115L173 114L174 116H176L175 118H172L171 117L172 112H171V114H169L170 116L163 115V113L161 115H157L158 113H156V112H158L160 109L157 110L155 108H158V107L160 108V106L154 107L155 106V102H153V100H152L153 105H154L153 108H154V110H155L154 112L156 114L154 115L153 114L154 113L153 110L151 111V109H150V111L148 110L147 115H150V117H154L155 116L154 118H151V119H155L156 118V120L153 121V122H151V123L147 120L149 122V125L147 126L146 125V121H145V123H144V120L143 121H140L142 119H140V117L138 116L139 114L136 115L137 111L139 113L141 112V111L138 110V108H140V107L142 108L143 105H144V109H145V101H144L145 99L139 100L141 102L144 101V103L138 102V99H137L136 100L137 102L135 103L136 105L134 107H137V106H140V107H137L136 109L134 107L132 108V109H135L136 111H135V113L131 114V115H133L131 117V119L133 118V121H134V118L135 117H139L138 118V119H140L139 121L141 123L143 122L145 125L142 123L143 128H141V125H140L141 123L138 122V124L140 125V128H139L138 125L136 126L137 120H135L136 121L135 122L136 124L134 125L135 126L134 129H136V131H139V132L142 130V132H140V133L136 132L135 130H132V131H134V132L137 133V135H135V133L132 134L135 137L134 136H131V137H133L132 139L135 142L132 144L133 141L132 142L131 141L129 142L126 139V142L128 141V143H127L128 145L124 144L121 147H119V145H121L122 143L119 144V142H118V144H119L118 145V144H115V142H114V141H117L118 137H117V139L115 138V140L113 141L114 142L113 145H116V146H113L111 144L112 143L111 141L114 138L113 139H109V140L107 139V141H110L111 140L110 143L109 142L107 143V141H105L106 144H108L110 146L112 145V147H115V150H112L113 149L112 147L107 148L108 150L111 149L113 151L114 155H115V152H117L116 150H118L120 148L119 151H118V153H116L117 156L115 155L116 157L119 156V158H120V155L123 154L122 151H121L122 150L121 148L123 146L126 145L128 147L129 146V143H131L130 146L135 147L134 144L137 146V147H135L136 149H132L133 147L130 148V146L128 147L129 149L127 148L128 151H129L128 154H130V153H132V151L130 149H132V150L135 151L138 148V144H141V145H139L140 148L142 147L140 149L141 151H138L137 150V152L135 151L136 153L134 152V155H133V153H132V155L130 154L131 156H129L127 154L128 157L126 156V158H125L124 161L121 160L123 163L121 165H118L117 164L118 165L117 167L120 168V170L119 169L118 170L117 169L115 170V168L113 169V170H115V172L116 171H121L120 173L119 172H116V173L114 172V174H117V173H119V175L121 174L120 176H117V178H116L115 177L116 175H112V173H111V175L114 178H116L115 181L117 183H119V186H120L121 190H124V186H128V185H129V187L131 185L134 186V184H132V181H135V183L136 182H139V180L142 181V182H139V184L142 183L141 185L144 186V187L142 188V186L139 185V186H141V189H143V193L141 194V197H138L139 199L137 197H135V196H137L136 193L139 190H136L135 191V189H134V188H137L138 189L139 188L138 186L137 187L134 186V188L131 186L132 189L130 187L127 190V191H129L130 193L133 194V191L132 190L134 189V192H136V193H134L133 195H130V196L132 198L135 197L138 200V202H141L140 204L144 203L143 205H141V207H143V208L145 207V209L148 208L147 210H149V212H150L151 211L150 209H152V206H153L152 204H154V203L157 204V202H158V199L157 198H155V200H154V201H156V199H157V202H154L153 201L155 195H158L160 197V195L158 193L160 191H158V190H162L161 192L164 193L163 196H165L166 193L168 192V190L177 187L178 190H176V188L173 189V190L175 192L178 191L179 194H183V195H181L182 196V198H181V196L178 193H176V194L179 195V198H178L176 196L175 192H173L175 194L176 198H177L175 201H177L178 199H179V201H177V203L174 201L176 205H174V203H173L172 207H171V203H170V206H168V207L165 206L164 203H162L166 199H168L167 196L160 197L159 198V203H162V206H164L163 208L166 207L164 209V210H166V213L165 214L164 213L162 214V212H164V210H163L161 204L158 203L160 206L158 204H157V206L158 207H161V208H159L160 209L159 210V213L161 212L160 214L163 215V216L165 215V217H167L166 216L167 213L170 212V214H171V212L172 213L174 212V211H172L173 206H176V207H174V209H176L177 206L180 207V208H177L176 209L177 212L176 213L174 212L175 214L172 215V217H171L172 219L169 217V216H171L170 214L168 215L167 218L163 217V218H165L164 219L165 221L162 219V217L160 215H158L159 214L158 213V208L156 207V209H155L156 211L154 212V210H153V214L157 212L156 214H157V216H160L161 217V219L159 217L158 218H159V220H162L163 221V224H162V221H161V224H160V222L155 221V219H153L155 216L153 217L152 214H149V216L151 215L150 217L152 218V220L150 219V223H148L150 225H148L146 222H149L148 221L149 218H147L148 220L147 219L146 220L143 219V218H146L145 217L146 214H145V216L143 215V218L141 216L142 214H138L141 217H139V218L137 217V218L140 219L142 222L140 220L137 222V234H135L136 236L134 235L133 238L137 242L140 241L138 239L139 237H140V239L142 238L143 240L142 239L141 240L143 242L140 241V243L141 242L143 243L142 246L138 245L137 242H135L133 239H131L132 238V235H130L131 236L130 238L128 237V234H130V233L127 234L123 229L121 230V226H122V228H124L123 226H125L126 227L125 228L126 230L128 229V227H127V222H129L128 219L124 215H122V213H120V212H119L120 214L119 215L117 214L118 216L116 215V217H115V215L113 216L111 214L112 211H114L116 209V206L117 205L114 203L115 201H112L114 204H111L110 198H111V200H113V199H112V196H111V192L110 193H107L108 191L106 189H107L108 186L107 187L105 186L104 189L102 187H101L102 189L100 188V191L101 190L102 191L105 190L106 191V195L109 194L111 196V197L108 196L109 197V200L107 202H109V204H111L113 206L115 205L114 206L115 207L114 210H112L111 208L110 209H107V211H109L108 213L106 212L107 214L102 209V208H105V207L106 208H109V206H106L105 205L106 203L103 204L104 203L103 201H106L107 200V199H105L106 196L103 195V192H101V198L104 196V198H102L103 201H102L101 198H99V200L101 199V202H103V203L101 204V202H99L96 199L97 202H98V204H100V205H98L97 203H96L97 205H95V202L92 199L91 200L94 203L91 200H90V203H89L88 201H89L90 198L89 199L88 198H85L84 199V203H83V201L81 199V195H80L81 201L80 200H76V198H78V196L75 197L73 195V193L77 191L76 188L79 186V184L77 185V182L80 183V180H78V181L76 180L77 182L75 181L76 187L74 186L75 184L72 185V183H74L73 179L76 177V175H74L72 173L74 169H72V166L69 165L71 163V157L74 155L73 153H71L72 154L71 157H70L71 154H69L67 156V158L70 157V159H68V161L70 160V163L68 162L69 164H67V165L71 167L72 171L69 170L68 169V166H66L64 164V162L67 163V161H64V160H66L65 159L66 157H64L66 154L65 155H61V156L59 155V157H61V158L52 160L53 162L52 161H47L49 158H51V155L52 154L50 155L49 158L45 156L46 159L48 158L46 160V164L44 162L45 161L44 160L45 157L43 156L42 159L40 158V161L41 160H43V161H41L39 163H43L44 162V164H43L44 166L43 165L41 166V165L37 164V166L39 165L38 166L39 168H37V166H36V162L37 161H35L33 163L32 162L33 160L32 161L30 160L31 159L30 157H32V156L31 155L29 156V154H27L28 156H26V157H28V158L25 157L26 158L25 159V162L29 158L30 159L27 162H30V161L31 162L28 164V166L25 169V170H27V175L25 177H23L22 179H19L20 181H18V182H20L19 187L17 189H14L15 184L14 185L12 184L13 188H11V189L8 188L10 191L7 190V191L4 192L5 194H6V192L9 193L4 198L2 196H4L5 194L3 193L4 195H2V193H0L2 195L1 198H0V264H7L9 261L10 262L14 261L12 259H17L18 260L17 261L18 264H23L24 260H26L27 264H131V263L132 264L133 263L135 264V261H136V264H142V262H139V260L144 258V257L142 258V256H144V254L145 255L147 254L145 257H148V255H149L151 257L150 262H152V260H155L156 261L157 257L159 259L161 257L162 258H165L166 256L163 257L162 255H165V254L167 255V252H168L166 247H163V248L161 247V248L155 250L156 248H158L157 247L158 244H159L158 241L159 242H161L162 240H163L162 242H164V241L167 242L168 241V240H165V239H161L160 240V237L162 236V234L159 235L160 237L158 236L159 238L157 237V234H159L158 231H159L160 227H161V229L163 228L162 226H164L167 229L166 232L168 231V229L170 231V233H167V235H169V238L172 239V242H173L172 248H174V249L176 248V250H174V251H176L175 253L177 255V258L175 257L174 260L177 259V261H176L177 264H183L184 263L183 262V252L186 253V249L189 248L188 246L190 245V243L186 246V242H183L182 240L185 237H188L189 238V235L191 236V238L186 239V240H194V238H195V242L194 241L191 242L192 244L190 245V250H193L194 251V254H196V253L198 254V252H199V255L200 254H203L204 253V250L207 253V247L206 246L208 245V242H207L208 241V238H209V240L210 239L213 240V241L210 240V243H213V244L215 243L214 240H216V241L219 240L220 242L222 241L221 242L222 244H223V241H226V242H224L225 243L224 244L225 248L222 249L223 252L221 250H219L222 247V244L219 241L217 243H218L219 246L221 244L220 248H219V246L217 244H215V246H218L216 248L213 247L214 246L213 244H211V246L209 245L210 248L208 247L210 251H212L211 250L212 249L211 247H213V249H216V251L217 250H219V252L221 251V254L222 255H220V253H218V251L216 252V254H218V256L220 258H218L217 255H216V257L219 260L222 257L221 261H223V262L220 261L222 264L223 263L227 264L225 261H227L228 264H229L230 263L229 260H231L233 258L236 259L237 256L241 255V253L244 254L243 252L245 250H247V248L249 250H247L248 252L245 251V253L247 252L246 254H249V251L252 248L251 247L252 244L250 242H254L255 240L257 241V239H260V238H261L260 239V241H261L262 238L264 237V236L263 237H260V233L261 234L262 233L264 234V230H263L264 229V171L262 170L264 168V110H262L263 108H260L261 111H260L259 108H258L259 110L254 109V107H253L254 105L253 104H256V103H255V101L252 100V105L253 106H251L250 105L251 103H250L249 105L251 107L250 106L248 107L250 109L244 108V107L242 108V106L240 104L241 107L240 106H237V107H239V109L236 108V106L234 107V109H232L230 107L231 110L230 109H227V110L228 111L229 110L230 111L233 110L232 112L225 111V112L222 113V110L224 111V109L227 107V105H225V106H223L221 108L222 110L220 109L221 110V113L218 114V113L215 112L216 115H214V114L210 115V114H207L206 113L207 108L205 106L211 104V103H208V101L210 102V96L211 95L209 94L210 95L209 96V95L206 94L207 97L205 96L206 98L204 100H202V96H200ZM156 95H158V96H156ZM246 95H249V97L246 96ZM2 96H3V98H2ZM20 96H22V95L19 94V98H20ZM159 96H161V97H159ZM214 96H212V97H214ZM219 96L221 97V95L218 94L217 97H219ZM262 96H263V98L261 99ZM212 97H211V99H212ZM217 97H216V99H217ZM220 97L218 99L219 100L220 99L223 100V98H220ZM224 98L226 99V96H224ZM239 98H240V100H239ZM163 99H161V101L163 102V103H161L162 105L159 103V101H158V103L164 109L167 108V111L166 112L168 114V110H170V109L168 108V106L166 107V106L163 105V104H165V105L168 104V103L167 104L164 103ZM218 99L216 101H219ZM249 99H248V101H249ZM260 99H261V101H260ZM15 100H17V99H14L13 100L14 101V104H15ZM167 100H169V101H167ZM17 101H19V100H17ZM35 101H37V100H35ZM216 101H215V103H216ZM39 103H41V102H39ZM137 103L138 104L140 103V104L138 105ZM156 103H157V101H156ZM246 103H247V101H246ZM42 104H43V102H42ZM213 104H214V102H213ZM238 104H236V105H238ZM257 104L255 105L256 106L255 108L258 107ZM168 105L170 106L171 104L169 103ZM261 105H264V103H262ZM261 105H259V106L261 107ZM40 106L37 105V109ZM213 106L217 107L216 105H213ZM41 107L38 109L40 112L42 110ZM219 107H221V106H219ZM8 108H9V110H8ZM213 108L211 109L212 112H214V109H215V108L214 109ZM37 109H36V111H38ZM236 109L238 111H236ZM34 110H35V108H34ZM141 110L143 111V108ZM216 110L219 111L218 107L216 108ZM36 111H34V112H36ZM39 111H38V113H39ZM246 111H247V114L250 112V115L248 114L249 117L247 115V117L250 118V119H248L246 117V115H245L246 114ZM253 111L256 112V116H255V114H254ZM151 112H153V113H151ZM258 112H260V114ZM257 113H258L259 116H257ZM134 114L136 115L135 117H134ZM232 114H234L235 116L232 115ZM40 115L42 116V114H40ZM156 115H157V117L158 116L159 117L157 118ZM33 116H34V114H33ZM43 116L41 117L42 120H44L43 118H45V120H46V117H43ZM199 116L197 118H199ZM38 117H40V116H38ZM41 118H39V119H41ZM254 118H256V119H254ZM131 119L129 117V120H131ZM179 119H178V123H180V120H181V119L180 120ZM14 120H15V118H14ZM47 120H49V123H48L49 125L50 124H53V125H50L49 128L51 126H52L51 127L52 129H55L57 127L56 125L58 123H55L57 121V119H56V121H55V119L53 121L56 125L54 123H52L51 118L50 119H47ZM47 122L48 121H46L45 123H47ZM58 122H59L58 126L60 125V132H62V133L65 132L66 130H64V129L62 130V128L64 126H66L67 124L65 125L64 124L65 122L63 123L64 125L62 123L60 124V122H62V120L61 121H58ZM186 122H187V120H186ZM188 122H189V120H188ZM45 123H44V126H45ZM38 124H40L39 121H38ZM123 124L124 123H122L121 124V127H119V128H121V129L124 128L123 127L124 126ZM61 125L63 127H61ZM42 126H40L38 130H41L40 128ZM46 126H47V124H46ZM53 126H56V127L53 128ZM125 126L126 127L128 126L127 128H129V123H127ZM144 126L146 128H144ZM36 127H37V125H36ZM67 127H69V128H66L68 130H70V128H72L69 125ZM178 127L180 128V130H179ZM182 127H185L186 128V131H185L186 134H184V136H183V134L180 133L181 135L179 136V134L177 133V130L176 129H178L179 131H184L183 129H185V128H182ZM230 127H234L233 130H229ZM114 128H115V126H114ZM119 128L117 130H119ZM214 128H218L221 131H224V132H221V133L219 132L220 136L218 135L219 138L217 137V138H215V140H214V138L212 139V136L210 134V132L212 130H214ZM52 129H49V131L52 130ZM38 130H37V132H39ZM55 130L57 132V129H55ZM238 130H240V131H238ZM113 131L116 132V130H113ZM143 131H144V133H143ZM145 131H146V133H145ZM195 131H197V129H195ZM226 131H230V132H226ZM233 131H235V132H233ZM236 131H237V133H236ZM242 131L244 132L243 134H242ZM56 132H55V135H61V133L57 134L58 132L57 133ZM117 132L119 133V131H117ZM122 132H124V131H122ZM39 133L44 134L43 136L46 139V137H45L46 134L43 133L42 130ZM39 133H38V135L36 133V136H37L36 139H37V141L40 139V137H43ZM142 133L145 134V135L143 136ZM232 133L233 134L236 133L237 135H239L238 138H240V137L241 138L243 137V138L242 139L240 138V139L233 140L234 137L235 138L237 137V135L236 134L231 135ZM112 134H115V136L112 135L114 137L118 136V135H116L117 133H112ZM21 136H23V135H21ZM141 136H143V137H141ZM205 136H206V138L209 137L208 139H212L214 141L209 140V141H211V143H210L208 140H206ZM38 137H39V139H38ZM191 137L194 140H192ZM194 137H196V138H194ZM244 137H245V139H244ZM138 138L140 140V143H139ZM189 138H190L191 142L192 141H195L196 142L197 141L196 139H199V141H198L199 143L196 142V144L198 145L197 150H196L197 152H195V153H198V154H196V155H195V153H193L195 150L194 149L193 150L191 149V147H193V146H190ZM120 139H121V137H120ZM228 139L231 140V141H229ZM42 140H43V138L41 139V141ZM47 140H49V139H47ZM217 140H219L220 145H216V141ZM238 140H241V141L243 140L242 141L243 143L240 142L242 144L241 146L239 145L240 143L238 144ZM244 140L246 141L245 144H244V142H245ZM39 141H38V144H41V142H39ZM118 141H119V139H118ZM46 142H48V141H46ZM52 142H53V140H52ZM54 142L56 144L58 143L55 140H54ZM88 143H86V144H88ZM10 144H12V143H10ZM42 144L43 145H46V143L44 144L43 142H42ZM42 144L39 145V146H42ZM48 144H49V142H48ZM48 144L46 145L47 146L46 147L47 149L44 148V146H42V149L44 148L43 150H45V152L48 151V149L50 148V147L48 148V146H49ZM84 144H85V142H84ZM93 144L95 145V143H93ZM93 144H91V145H93ZM196 144L194 143L192 145H195L196 146ZM236 144H238V145L236 146ZM80 145H81V143H80ZM82 145H83V142H82ZM50 146H52V145H50ZM183 147H185V149H188V151H191L192 150L193 152H188L187 151V154H186L187 156H186V155H184L185 152H186L185 149H184V152L182 150ZM189 147H190L191 150L189 149ZM219 147H222L224 149V151H225L224 153H222V155H219L217 151L216 152L214 151L216 148H219ZM52 148H50L49 150L51 151ZM55 148L57 149V147H55ZM27 149H30V148H27ZM88 149H87V151L89 152ZM180 149L182 151H180ZM84 150H85V148H84ZM111 150H109V152L108 151L106 152V150L105 151L103 150L104 151V153L102 154V155H104L103 157L107 156V153L112 152ZM10 151H11V149H10ZM50 151L47 152V153L49 154ZM63 151H65V150L63 149ZM87 151H86V153H87ZM123 151L124 152H127L126 149H123ZM178 151H179V153H178ZM211 151H214L215 153H212ZM57 152H58V150H57ZM105 152H106V154H105ZM47 153H46V155H48ZM137 153H138V155H137ZM177 153L179 154V156L182 154L178 158L179 159L178 161L175 158V156L177 157ZM191 153H192V155H191ZM110 154H112V153H110ZM188 154H190L191 157H190V155L188 156ZM193 155H195L197 157H195ZM15 156H17V155H15ZM110 156H108V159H110ZM115 156H112V157L115 158ZM123 156L125 157V155L123 154L121 156V158H123ZM152 156H153L154 159H151ZM216 156L219 158L218 160H214ZM18 157H20V156H18ZM74 157H75V155L72 157L73 160H75ZM103 157H101V160L102 161L104 159ZM10 158L13 159L11 156H10ZM174 158H175V160L177 162H175ZM212 158H214V159H212ZM32 159H34V158H32ZM84 159H86V157H84ZM106 159H107V157H106ZM81 160L82 161H85L83 159H81ZM142 160L144 161L143 162L144 164H145V161H146V164L145 165H147V166L141 165V164H143L142 163ZM206 160H208V162L210 161V163L213 164V172H210L209 175L205 174V172H206L205 170L203 171V169H204L203 168V165H205V161ZM86 161H88V159ZM15 162H13L12 164H15ZM103 162L105 163L106 161H103ZM107 162L109 163L111 161H107ZM147 162H148V164H147ZM108 163H106V164H108ZM106 164H103V165L106 166ZM64 165H65L66 169H65ZM111 165L114 166L113 164H111ZM139 165H141L142 167H140ZM176 165H178V166H176ZM9 166L11 168H9ZM15 166H16V164H15ZM115 166H116V163H115ZM136 166H139L140 168H143V169H141L140 172L138 170L136 171V169H135ZM255 166H257V167H255ZM17 169H20V167H17ZM89 169H91V168H89ZM134 170L137 173L138 172L139 173L136 174ZM14 171L16 172L17 170H14ZM21 171H22V169H20V172ZM186 171H189L188 173H190V174L188 175L186 173ZM3 172L1 173L2 176H4L3 175ZM85 172L86 171H84L82 169L81 175L82 174L85 175V176L82 175V177H84V179H85V177H87L88 178V179L86 178L87 181L89 179L91 180L92 177H93V176L92 177L90 176L91 178L89 177V172H91V171L88 170V173H85ZM207 172H208V170H207ZM15 174L13 172V175L14 176H12V177H15V176L18 175V174L17 175H15ZM20 174H22V173H20ZM135 174H136V176H135ZM111 175H109V176L111 177ZM10 176L11 175L9 174V176H6V177L8 178ZM137 176H141L143 178V180H141V178L140 177H137ZM20 177H22V176H19L18 178H20ZM137 179H138V181H137ZM85 180H84V182H85ZM189 180H191V181H189ZM5 182H6V179H5ZM85 183L87 184L88 182H85ZM85 183H83V184H85ZM8 184L9 183L6 182V185H8ZM83 184H80V185H83ZM95 184H97V183H95ZM103 184L105 185V183H103ZM103 184L100 185V186H104ZM90 185L92 187V184H90ZM90 185H89V189L91 188ZM72 186H74L75 188L72 187ZM86 186L87 185H85V191L86 190H89L88 189V186L87 187ZM97 186H99V185H97ZM117 186L118 185L116 183H113V182L111 183V187H117ZM166 186H167V188H165V190H164L163 188L166 187ZM16 187H17V184H16ZM80 187H82V186H80ZM191 187H193L192 190L190 189ZM194 187L196 189H194ZM49 188L51 189V191H49L50 190ZM82 188L84 189V187H82ZM94 188H97V191L99 190L98 187H94ZM94 188H93V191L96 190V189L94 190ZM83 189L81 190V188H80L79 191L85 192V191H83ZM193 190H195V192H193ZM93 191L90 192V193H93ZM97 191L95 193H93V194L94 195H98ZM105 191H104V193H105ZM125 191H126V189H125ZM161 192H160V194H162ZM77 193H78V191H77ZM86 194L88 195V193L85 192V194L82 195V197H84ZM184 194H185V196H184ZM99 195H100V192H99ZM139 195H140V193H139ZM210 195H212V197H210ZM130 196L127 195L126 196L127 199L125 198L126 200H128L129 203L132 200V198H130ZM189 196H191L192 199H190ZM207 196H209L210 198L209 197L207 198ZM187 197H189L188 198L189 201H188ZM161 198H163L162 201L160 200ZM164 198H165V200H164ZM74 199L76 200V202L74 201ZM182 199H183V201H181ZM148 200H149V202H148ZM71 201H73L76 204H77V202L78 203H82V206L83 207L72 208V207H75V206L73 204H70V203H73ZM145 202H147L148 204L150 202H154V203H152V204L150 203L149 205H146L147 203H145ZM168 202H170V201L167 200V205L169 204ZM180 202H182V203H180ZM92 203L94 204L93 206L90 205ZM129 203H128V205L130 207V204ZM165 204H166V202H165ZM183 204L185 205V207H186L185 209L186 210L181 207ZM102 205H104L105 207L102 206ZM133 205H135V204H133ZM98 206L99 207L102 206V208H100V211L99 210L96 211L99 208ZM135 206L138 207V208H141L140 205H138V206L135 205ZM147 206H149V207H147ZM90 207L92 209L94 208L93 210L96 211V213H99V217L100 218L102 217L101 220H103V218H106L103 215L104 213L106 214V216L109 215L108 216L109 218L107 217V219L103 220L100 223L99 222L100 220H98L99 217L97 216V218H96V215L95 214H92L94 212H92L93 210H91ZM154 207H155V205H154ZM79 208L80 209L82 208V210H80L78 212V209ZM106 208H105V211H106ZM167 208L170 209L171 211L170 210H167ZM74 209H75V211L77 210L76 212H78L79 214L78 213H75V212L73 213L71 211V210L74 211ZM130 209H131V207H130ZM87 211H90L91 213L88 212L89 213L88 214ZM102 211H103V214L101 213ZM119 211H120V209H119ZM133 211H136V210H133ZM167 211H169V212H167ZM100 213H101L102 216H100ZM134 213H138V212H134ZM145 213H146V211H145ZM111 216L114 217V218H116V219H113L112 218L113 219L112 223L114 224V222H115L114 225L111 224L110 222L109 223L107 222L108 220H110V217ZM69 217H71V219ZM66 218H68V219H66ZM155 218H156V220L158 219L157 217H155ZM69 219H70V221H68ZM166 219L167 220L169 219L171 222L169 223L168 222L169 220L166 222ZM143 220L145 221L146 224L143 222ZM8 221H10V225L6 226L7 223H8ZM98 222L100 223L101 230H102V227L103 228L105 227V224L104 223H107L106 224V227L108 229H106V230L103 229V230H105V232L103 231L102 233H104V234L105 233H110L111 235H104V234H101L100 232L99 233H95L94 232L97 237L93 235L95 237V238H93L92 235L90 236V233H89L88 236H86L84 233H81L80 232L81 234H84L83 237L84 238L86 237L85 238L86 241H82L81 238H83V237H81V235H80V238H79L78 237V234H77V237H74V239H72V236L71 235H73L74 231H72L71 228L74 229V228L77 227V225H80V227L82 225L83 228H86L87 226H89V227L90 226H93V225H95V223H98ZM143 223L145 224L144 226H147L148 225V226L151 227V229H150V231H146V230H149V228L148 229L145 228L146 229L145 230L146 233L144 232V235H141L140 234L141 233L140 231L143 228ZM14 224H15V227L12 228L11 226L14 225ZM103 224H104V226H103ZM109 224L111 226H109ZM140 224L142 225L141 227H140ZM17 227H19L20 229L19 230H16ZM78 227L75 229V230H77L76 233H78V230L79 231L81 230L80 228L78 229ZM36 228H37V230H36ZM143 231H144V229H143ZM164 231H165V229L163 230V232ZM36 232H38V233L36 234ZM122 233H124V234H122ZM125 233L127 234V236H126ZM38 234L39 235L41 234V237H44L43 238L44 240L43 239L38 240V236H39ZM35 235H38V236L35 237ZM74 236H76L75 233H74ZM89 236L91 238L90 240H88V238H87ZM36 238H37V240H36ZM76 238L81 239V240L79 241ZM46 239H47V242H46L47 243V246H46L47 248L44 247L46 245V243H45ZM68 239L70 240V242H71V240L74 241L76 239L77 240V243L72 241L71 242L72 244H71V243L68 242ZM157 239H158V241H157ZM203 239H206V241L205 240L203 241ZM35 240H36V242H35ZM128 240L129 241L130 240H133V242H135L134 243V246L133 245H129V246H133V247L136 246L135 248L132 247V249H134L133 250V253H135L134 255L133 254L132 255H133V257H135V260H134V258H132V256L129 257L130 255H128L129 259L132 258L134 262H132V260H131V262L128 261V260L127 261L125 260V259L128 258V257L126 258L127 254H131V251H132V250H130V248H129L128 244H127ZM201 240H202V242H201ZM29 241H30L31 244H33L32 246H31V244H30V246H28L29 245V243H28ZM40 241H42L43 244L44 243L45 244L44 245L41 244V250H38V247L40 249V245H39L40 244L39 243ZM81 241H82V243H81ZM260 241H258L259 242L258 244H260V243L263 244L264 239H263V242H260ZM162 242L160 243V245H162ZM37 243H39V244H37ZM88 243H89V245H88ZM156 243H158V244H156ZM164 243H163L162 246H165L166 245ZM247 243H250V247L251 248L248 246L249 244L247 245ZM26 244H27V247H26ZM80 244H82V245H80ZM228 244H229V247H228ZM255 244L257 245L256 242H255ZM262 244H261V247H260L261 248V251H257L256 245H252V246H255L256 247V250L255 249H253V250L251 249V251L254 252V250H255L258 253L261 252L260 255H262V251H263V249H262L263 247L262 246H264V244L263 245ZM231 246H233V247H231ZM145 247L148 250H146ZM150 247H153L154 250L152 251V248H150ZM167 247L168 248L170 247L169 249H171V246H167ZM183 247L185 248V251H183V249H184ZM193 247H194L195 250L193 249ZM255 247H253V248H255ZM143 248H144V250H143ZM164 248H166V249H164ZM17 249L18 250L20 249L18 251V253L20 252L19 254H16L15 253V250H17ZM149 249H151V251ZM163 249L166 250V251H164ZM229 249H231V251H229ZM128 250L130 252H128ZM258 250H260V249L258 248ZM202 251H203V253H202ZM251 251H250V256H251V254H253ZM161 252H162V255H160ZM14 253L16 255H14ZM211 253H215V252H211ZM258 253H255L254 254V256H255L254 258H256V254H258ZM96 254L100 255L101 256L100 257V260L103 258L102 261L104 260L105 262L100 263V261H99V263H97V261H96V262L91 263L92 261H90V259H93L92 257H95L94 255H96ZM141 254H143V255H141ZM197 254H196V256H198ZM246 254H245V256H246ZM169 255H167L166 260L171 259L170 257H172L171 256L172 253H171L170 256ZM205 255L207 256L208 254H205ZM86 256H88V258ZM174 256H175V254H174ZM202 256H204V255H202ZM155 257H156V259H153ZM208 257H210V256L208 255ZM257 257H259V255H257ZM200 258H201V260L204 261V258L203 257H200ZM211 258L212 257H210V259ZM254 258H253V260H254ZM262 258H264V255L262 256ZM97 259H99V258H97ZM148 259H150V258H148ZM148 259H146V260H148ZM235 259H234V261L237 260V259L236 260ZM256 260L257 261L254 260L256 263L258 262V264H259V261L261 260L263 262V264H264V260H262L261 258H259V259L257 258ZM157 261H159V260L157 259ZM171 261H172V259H171ZM203 261H201L202 264H205L206 261H204V263H203ZM209 261H211V260L208 259L207 262L210 263ZM10 262L8 264H10ZM123 262H125V263H123ZM143 262H145V261H143ZM148 262H149V260H148ZM160 262H161V260L159 261V264H160ZM255 262H254V264H255ZM262 262H261V264H262ZM156 263L157 262H155L153 264H156ZM169 263H170V261H169ZM145 264H147V263L145 262ZM191 264H192V262H191ZM194 264H196V263H194ZM247 264H249V263H247Z\"/></svg>",
  "mask_w": 264,
  "mask_h": 264
}]
</instances>
